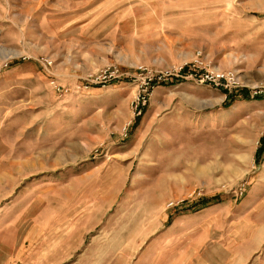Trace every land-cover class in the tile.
I'll use <instances>...</instances> for the list:
<instances>
[{
	"label": "rangeland",
	"instance_id": "obj_1",
	"mask_svg": "<svg viewBox=\"0 0 264 264\" xmlns=\"http://www.w3.org/2000/svg\"><path fill=\"white\" fill-rule=\"evenodd\" d=\"M0 59V264H264V0H0Z\"/></svg>",
	"mask_w": 264,
	"mask_h": 264
},
{
	"label": "built area",
	"instance_id": "obj_2",
	"mask_svg": "<svg viewBox=\"0 0 264 264\" xmlns=\"http://www.w3.org/2000/svg\"><path fill=\"white\" fill-rule=\"evenodd\" d=\"M41 64L49 68L52 64L51 60L47 57H41ZM7 66L6 59H0V70ZM125 77L123 73L119 70L116 65H108L104 68L98 69L96 71H91L86 75L82 76L80 79V85L84 87L103 85L107 83L117 82L122 80ZM148 82L156 83V84H165V81L168 78H173L174 80L182 79V78H190L199 83H205L211 85L213 87L223 89L226 92H231L232 90H237L240 88V84L235 79L234 75L231 72H221V71H210L208 69L205 70H195L187 63L180 65L175 70H164L160 72L149 73L146 77ZM52 83L56 86L57 89H60V86L55 84L54 81ZM145 105V96L141 98H137L135 102L134 111L137 114H141Z\"/></svg>",
	"mask_w": 264,
	"mask_h": 264
},
{
	"label": "trees",
	"instance_id": "obj_3",
	"mask_svg": "<svg viewBox=\"0 0 264 264\" xmlns=\"http://www.w3.org/2000/svg\"><path fill=\"white\" fill-rule=\"evenodd\" d=\"M226 92V91H225ZM228 95L231 97V98H233V96L234 95H231V93H228ZM241 97L243 98V99H248V98H250V94H248V90L245 88V89H243L242 90V93H241ZM252 97V96H251ZM261 96H255V97H253V98H260ZM264 153V135L260 138V145H259V147L257 148V151H256V157L257 158H259V156L261 155V154H263ZM205 203V200L204 201H199V204H204ZM196 204H198V202L197 203H195V205Z\"/></svg>",
	"mask_w": 264,
	"mask_h": 264
},
{
	"label": "bare ground",
	"instance_id": "obj_4",
	"mask_svg": "<svg viewBox=\"0 0 264 264\" xmlns=\"http://www.w3.org/2000/svg\"><path fill=\"white\" fill-rule=\"evenodd\" d=\"M10 55H12V54H11V53L5 54V57H8V56H10Z\"/></svg>",
	"mask_w": 264,
	"mask_h": 264
}]
</instances>
